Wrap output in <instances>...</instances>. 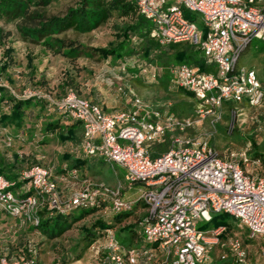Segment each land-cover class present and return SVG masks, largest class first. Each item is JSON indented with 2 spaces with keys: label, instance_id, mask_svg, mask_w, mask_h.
Listing matches in <instances>:
<instances>
[{
  "label": "built area",
  "instance_id": "1",
  "mask_svg": "<svg viewBox=\"0 0 264 264\" xmlns=\"http://www.w3.org/2000/svg\"><path fill=\"white\" fill-rule=\"evenodd\" d=\"M135 1L139 12L154 24L153 37L159 44L194 45L216 68V74L188 64L171 69L172 84L193 94L200 108L214 113L226 103H247L264 109V82L258 73L237 69L243 52L255 40L264 43V0ZM185 10L202 16L203 29L185 17ZM141 72L156 78L151 64L142 66ZM53 103L65 117L82 123L87 155L123 168L129 187L142 185L139 199L148 209L143 221L148 247L127 250L109 232L94 246L97 264H204L225 231V226L208 232L197 229L198 222H211L212 214L233 216L253 237L264 238V176L247 172L260 161H252L246 152L224 159L206 141L188 136L192 119L163 115L140 99H135L132 109L112 114L72 91ZM170 133L168 151L153 158L148 146L161 144ZM69 175L78 178L77 171ZM21 180L27 182L23 191L33 190L31 194L14 191L16 183L0 175V211L33 226L40 224L39 211L45 205L60 213L95 208L106 201L115 214L132 207L123 200L121 186L89 181L65 194L66 188L59 187L52 171L42 166L25 171ZM230 249L236 264H260L249 258L240 239H233ZM0 264L41 263L34 251L30 259L4 257Z\"/></svg>",
  "mask_w": 264,
  "mask_h": 264
},
{
  "label": "rangeland",
  "instance_id": "2",
  "mask_svg": "<svg viewBox=\"0 0 264 264\" xmlns=\"http://www.w3.org/2000/svg\"><path fill=\"white\" fill-rule=\"evenodd\" d=\"M80 2L52 0L50 4L41 6L34 1L29 4L24 1L20 12L0 20V90L5 88L7 95L12 94L18 99L29 98L32 94L34 98L47 102L46 110L40 107L33 109L31 117L20 130L0 125V158L18 165L22 171L41 164L60 173L67 166L65 154L86 156L75 143L61 139L57 135L58 131L44 135L45 125L49 122L59 120L60 127L71 123L46 98L58 101L74 90L81 97L99 104L107 113L128 111L132 109L135 99H140L145 106L161 113L166 111L165 114H169V108H175V115L179 119L190 118L194 121L193 128L188 130L189 135L197 139L207 138L219 155L246 152L251 158L255 157L254 160L260 161L247 168V172L264 176L263 109L234 104V111L229 103L221 109L213 110L214 113H208L210 108H200L193 97L181 93L183 90L171 83V69L175 64L167 59L161 63H150L156 78L147 75L145 78L140 77V68L148 63L141 54L136 52L120 60V52L124 51L126 45L120 28L130 20L120 17L117 12H114V17L108 23L91 27L88 31L84 29L86 22L68 25L74 19L62 24L61 30H49L57 19H64L69 10H77L79 13ZM187 12L203 29L202 16ZM7 51L11 52L15 63L4 71ZM242 68L255 70L264 82V43L255 40L243 52L237 65L238 70ZM0 111H9V103L5 102ZM163 146L167 152L168 145L164 143ZM84 170L81 172L83 179L63 189L65 194L87 186L89 181L92 184H106L111 188L121 186L123 197L132 204L131 214L128 216L123 213L124 219L119 222L117 218L121 214L115 215L109 203L104 210L90 213L75 222L73 228L63 236L50 238L34 229L30 223L0 211V257L8 255L16 259L23 252L28 254V251L33 250L42 264H97L94 246L91 247L86 238V229L100 234L98 229H94L98 220L113 226L115 232L125 226H132L131 235L135 237V242L141 240L140 221L144 217L145 206L138 203V196L129 191L126 171L109 162L106 165L100 162L96 164L93 177L87 168ZM84 178L91 180L85 181ZM88 212L89 209L76 210L73 217L79 218ZM212 216V222H198L197 229L208 232L225 226V239L220 237L219 243L213 245L208 264L231 260L230 242L233 239L243 242L252 261L264 264V238L253 237L248 228L233 216ZM130 241L131 236L124 234V243L127 245Z\"/></svg>",
  "mask_w": 264,
  "mask_h": 264
},
{
  "label": "trees",
  "instance_id": "3",
  "mask_svg": "<svg viewBox=\"0 0 264 264\" xmlns=\"http://www.w3.org/2000/svg\"><path fill=\"white\" fill-rule=\"evenodd\" d=\"M24 1L27 4L34 1L36 2L37 5L44 6V5L50 4L52 0H0V20L7 18L11 14H15V13L17 14L18 12H20ZM80 8L81 9L79 10V13L77 12V10L75 11L69 10L67 13V16L64 19H57L56 23L53 26H51L49 30L54 31V29H57V28L61 30L63 28L62 24H65L69 20L74 19L73 22L69 23L68 25L70 24L72 25L80 24L81 25V23L85 24L86 22L87 25L84 27V29L88 31L89 29H91V27L95 28L101 24L108 23L114 17L113 16L114 12H117L120 17L128 18L130 20V22H126L124 26L120 28L121 37L123 39V42H125L126 44L124 51L120 52V57H121L120 60L128 56H131L132 54H135L137 52L141 54L144 59L147 60L148 63L146 64L161 63L165 61V59H167L168 62L174 63L175 65L188 64L190 66L200 68V70L205 73L216 74V68L214 67V65H211L206 62L202 52L196 46L187 44V43L178 44V45H170V46H163L159 44V42L156 41L155 38L153 37V32L155 30L154 24L152 23L150 19H148L146 16H144L143 14L139 12L138 6L135 0H81ZM184 15L186 18L191 19L188 15L187 10L184 11ZM80 19L82 22L80 21ZM192 21H195V20H192ZM48 45H51V44H48ZM79 47L81 48L82 46H79ZM99 52L104 53L101 50ZM6 54H7V58L5 59V62L3 64L4 71L11 68V66L15 63L14 58L11 55V52L7 51ZM139 76L145 78V75H143L141 72V68L139 71ZM147 77H151V76H147ZM171 83H172V80H171ZM71 91L76 92L74 90H71ZM181 93H185L193 97L197 104L200 103L196 100L193 94L186 92L184 90L181 91ZM34 97L35 96L29 97V98H19L18 99L12 94L7 95V90L5 88H2L0 90V110L2 108V105L5 102H8L9 111L7 112L0 111V125L4 127H14L15 130H20L25 124L26 120L31 117L32 115L31 112L33 111L34 108L40 107V109L46 110L47 102L46 101L43 102L41 101V99L38 100V98H34ZM39 98H42V97H39ZM46 100L49 102L50 105L53 106V108H55V110L65 120L66 119L70 120L71 123L66 125L65 127H60L59 120L56 122H49L48 124L45 125L44 135H48L50 133L55 134L58 131L57 135L61 139L75 143L78 146V148L79 147L82 148V151L84 152V149H83L84 128H83L82 123L78 120H73V119L65 117L55 107L53 100H50L48 98H46ZM54 101H57V100H54ZM91 103H93L94 105H97L99 108L103 110V108L99 104H96L93 101H91ZM226 104H229V103H226ZM241 105L250 107L247 103H244ZM229 106L235 111L234 104L230 103ZM237 106H240V105H237ZM103 112L105 111L103 110ZM165 112L166 111H162L163 114H165ZM168 112H169L168 115L173 116L175 118H179L175 115L177 113L175 108H169ZM108 114H112V113H108ZM187 134L188 136H191L189 135V132ZM171 137L172 135L168 134L161 144H150L148 146V150L151 153L153 158H156L160 154L165 152V148L163 146L164 143H165V146L168 145V149H169ZM201 139L202 141H206L208 145L211 148H213L211 143L207 140V138L204 137ZM231 155L232 153H229V155L227 156L226 155L225 156L220 155V156L226 159V158H230ZM64 157L67 163L66 168L62 169L60 173H55L51 170L53 173L54 179L57 181V183L59 184V187L61 188L70 187L71 184L75 182L78 183L80 181V178L83 179L81 176L83 174L81 172H85L84 168H87L88 173H90L89 175L92 176L93 175L92 173L94 171V166H96V164L98 165V163L100 162L106 165V162H107L105 159L101 157H98L99 159L95 157L89 158L91 156L87 154L86 156H83V157H74V156L65 154ZM249 158L252 161L256 159L255 157L251 158V156H249ZM35 166L43 167V165L41 164H37ZM33 167L34 166L22 171V170H19L18 165L7 162V160L4 158H0V175H4L8 180L16 183V185L12 188L14 191L16 192L21 191L22 193H25L26 195L31 194L33 190L23 191V187L27 185V182L21 180V177L25 171H28ZM91 169H93L92 172H91ZM72 171H77L78 173L77 180H73L70 177L69 173ZM84 180L86 181V180H91V179L84 178ZM104 185L107 186L106 184ZM122 198L125 202H128V200H126L123 197V192H122ZM137 202L144 204L145 208L147 209V205L143 201H141L139 197L137 199ZM109 203H110L109 201H106V202H103L100 206H97L95 208H88L90 212L81 215L79 218H74L73 213L76 210H80L84 208L74 209L67 213H60V212L50 211L48 208V205H45L39 211L40 224L38 226H34V229L40 230L44 235H48L50 238L61 237L66 232H68L69 230L73 228V224L75 222L81 220L83 217H85L86 215L90 213H94L95 211H98V210H104L107 204ZM132 211H133V208L131 207L130 210L120 213L121 215L115 214L114 212L113 213L117 216L120 215L117 218V220L121 222L124 219V214H127L129 216ZM222 215H226V214H222ZM147 216H148V209H147L146 214L140 221L141 230H142L140 241H138L137 239L135 242L134 240L135 237H132L131 235V231L133 230L132 226H125L124 228L115 232L113 230V226H109L101 220H98L94 225V229H98L100 231V234H98L99 232L98 233L93 232L91 229H86V235H87L86 238L89 240L91 247H93L95 246L96 243H98L99 241H102L101 239L106 240L109 232H112L114 234V237L127 250L148 247V243L146 242V238L144 235V224H143V221L144 219H146ZM213 220L214 218L212 219V221ZM124 234L131 236V241L127 245L124 243ZM221 238L224 240L225 236L222 234ZM156 247L157 246H154V249H156ZM212 250H213V246L210 248L207 261L204 264H208L207 262L210 257V254H212ZM35 255H36L37 260H39V262L42 264V262L40 261L38 257V254H35ZM4 257L10 260L30 259L34 257V251L33 250H31L30 252L28 251V254L26 252H23V255L19 256L16 259H13L9 257L8 255L6 256L3 255L2 257H0V260ZM159 257H160V252H158L156 258L158 259ZM230 259L231 260L225 261V262L221 261L222 262L221 264H236V258L233 255V253H232V258ZM155 262H156V259H155ZM216 264L218 263L216 262Z\"/></svg>",
  "mask_w": 264,
  "mask_h": 264
},
{
  "label": "crops",
  "instance_id": "4",
  "mask_svg": "<svg viewBox=\"0 0 264 264\" xmlns=\"http://www.w3.org/2000/svg\"><path fill=\"white\" fill-rule=\"evenodd\" d=\"M129 191L132 192L133 194L137 195L139 197L140 195V190L142 189V185L141 184H136L135 186L133 187H128ZM125 198V197H124ZM127 200V198H125ZM138 199V198H137ZM145 211L144 212V215L146 214L147 212V209L145 208Z\"/></svg>",
  "mask_w": 264,
  "mask_h": 264
}]
</instances>
